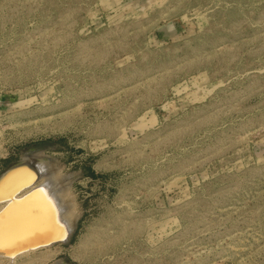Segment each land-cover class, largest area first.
<instances>
[{"label": "rangeland", "instance_id": "1", "mask_svg": "<svg viewBox=\"0 0 264 264\" xmlns=\"http://www.w3.org/2000/svg\"><path fill=\"white\" fill-rule=\"evenodd\" d=\"M34 155L76 218L16 264H264V0H0V172Z\"/></svg>", "mask_w": 264, "mask_h": 264}, {"label": "water", "instance_id": "2", "mask_svg": "<svg viewBox=\"0 0 264 264\" xmlns=\"http://www.w3.org/2000/svg\"><path fill=\"white\" fill-rule=\"evenodd\" d=\"M41 174L35 157L0 172V256L69 241L73 230L61 220L56 201L44 186L36 185Z\"/></svg>", "mask_w": 264, "mask_h": 264}, {"label": "bare ground", "instance_id": "3", "mask_svg": "<svg viewBox=\"0 0 264 264\" xmlns=\"http://www.w3.org/2000/svg\"><path fill=\"white\" fill-rule=\"evenodd\" d=\"M35 157L38 161V164L42 170V174L36 185H42L49 192V194L56 201L60 209V218L66 224V226L73 230L75 224L76 214L72 209H70L68 202L66 200V187L69 185L70 176H60L57 172V169L52 160H44L39 158V156H29L25 159ZM63 181V182H62ZM63 244V243H58ZM56 245V244H53ZM53 245L40 247L37 249H32L20 253L14 257L0 256V259H5L7 264H16L18 258L25 256L26 254L36 252L42 249L50 248ZM5 261V262H6ZM58 264H63L62 262H57Z\"/></svg>", "mask_w": 264, "mask_h": 264}]
</instances>
